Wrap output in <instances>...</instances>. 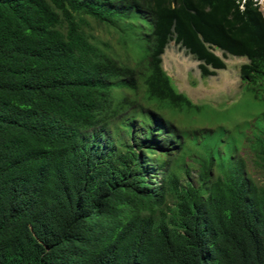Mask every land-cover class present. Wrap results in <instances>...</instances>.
Listing matches in <instances>:
<instances>
[{
    "label": "trees",
    "instance_id": "16d2710c",
    "mask_svg": "<svg viewBox=\"0 0 264 264\" xmlns=\"http://www.w3.org/2000/svg\"><path fill=\"white\" fill-rule=\"evenodd\" d=\"M74 15L121 22L134 67ZM168 42L201 77L224 69L213 49L244 58L262 98L258 0H0V264H264V190L236 146L222 157V137L186 133L208 110L170 86ZM197 144L204 156L185 152Z\"/></svg>",
    "mask_w": 264,
    "mask_h": 264
},
{
    "label": "rangeland",
    "instance_id": "374dc122",
    "mask_svg": "<svg viewBox=\"0 0 264 264\" xmlns=\"http://www.w3.org/2000/svg\"><path fill=\"white\" fill-rule=\"evenodd\" d=\"M258 5L264 16L263 0H258ZM74 18L89 43L116 60L134 67L127 55V47L122 45L124 33L121 22L111 26L99 24L83 15H74ZM58 28L63 32V25ZM130 50H133L132 46ZM212 52L224 63V69L216 70L212 77H201L197 69L198 62L172 42L165 46L160 56V66L176 93L184 96L191 105L213 113L201 112L198 118L188 121L185 124L188 136L194 138L202 134L209 138V143L212 139L222 137V157L232 146H236L235 157L242 161L245 175L257 188L264 190V161L256 157L255 146H252L253 140L264 137V89L257 88L262 98L254 99L252 93L245 90L238 74L239 66L246 63V60L229 55L222 57L216 49ZM142 67V64L138 65V69ZM183 116L180 113L177 119H185ZM201 129H211L212 133H201ZM202 151L200 144L185 150L198 157L204 156ZM194 166L190 167L187 179L179 174L181 183L186 180L194 182L197 170Z\"/></svg>",
    "mask_w": 264,
    "mask_h": 264
},
{
    "label": "bare ground",
    "instance_id": "6f19581e",
    "mask_svg": "<svg viewBox=\"0 0 264 264\" xmlns=\"http://www.w3.org/2000/svg\"><path fill=\"white\" fill-rule=\"evenodd\" d=\"M263 2H264V0H263Z\"/></svg>",
    "mask_w": 264,
    "mask_h": 264
},
{
    "label": "built area",
    "instance_id": "2783aa9c",
    "mask_svg": "<svg viewBox=\"0 0 264 264\" xmlns=\"http://www.w3.org/2000/svg\"><path fill=\"white\" fill-rule=\"evenodd\" d=\"M263 14V13H262Z\"/></svg>",
    "mask_w": 264,
    "mask_h": 264
}]
</instances>
